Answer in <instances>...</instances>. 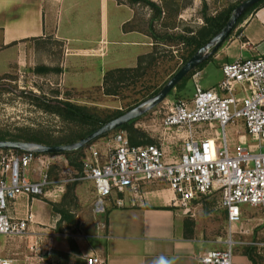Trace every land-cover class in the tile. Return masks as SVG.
<instances>
[{
  "label": "crops",
  "instance_id": "obj_1",
  "mask_svg": "<svg viewBox=\"0 0 264 264\" xmlns=\"http://www.w3.org/2000/svg\"><path fill=\"white\" fill-rule=\"evenodd\" d=\"M134 14L116 0H0V75L30 63L37 52L35 45L52 41L66 46L71 63L86 64V70L80 69L79 74L86 73L90 81L102 86L108 71L135 68L141 57L153 51L145 33L127 28ZM246 24L245 42L233 40L209 60L221 73L225 64L237 59L264 56V8ZM220 82L202 88L212 89ZM109 139L103 137L94 144L104 147ZM32 166L25 176L35 181L42 170H32ZM76 192L83 194L79 188ZM117 197L124 201V207L116 206ZM58 198L48 189L44 197H20L9 203L11 218L31 215V221L23 244L3 236L2 258L17 264H42L43 255H48L46 262L52 264H86L90 256L103 259L105 264H198L207 252L192 236L189 218L193 216L174 206V193L164 183L145 184L136 197L130 191L115 193L106 215L98 219L92 212L94 223L88 227L78 217L68 223L55 213L51 201L58 205ZM235 257L241 264H253L247 256Z\"/></svg>",
  "mask_w": 264,
  "mask_h": 264
},
{
  "label": "built area",
  "instance_id": "obj_2",
  "mask_svg": "<svg viewBox=\"0 0 264 264\" xmlns=\"http://www.w3.org/2000/svg\"><path fill=\"white\" fill-rule=\"evenodd\" d=\"M221 70L222 81L208 90L199 84L201 71L193 72L194 95L171 105L159 125L160 145L133 146L127 132H114L104 147H86L82 172L74 180L93 185L95 217L106 215L115 193L130 191L136 197L149 183L167 185L174 206L189 216L196 200L218 194L230 230L220 241L223 248L205 252L198 264H241L235 257L240 243L234 228L243 224L244 207L264 210V56L240 58ZM48 156L0 150V236H26L31 215L11 218L9 203L47 195L52 185ZM37 162L43 170L31 181L25 173ZM115 204L124 207L119 197ZM0 264L17 263L0 255ZM86 264L105 262L90 256Z\"/></svg>",
  "mask_w": 264,
  "mask_h": 264
},
{
  "label": "rangeland",
  "instance_id": "obj_3",
  "mask_svg": "<svg viewBox=\"0 0 264 264\" xmlns=\"http://www.w3.org/2000/svg\"><path fill=\"white\" fill-rule=\"evenodd\" d=\"M116 1L134 11V20L127 28L137 29L147 35L150 44L154 45L153 49H157L156 64L146 67L142 76L122 86L118 96H105L101 83L90 81L86 73L79 74L80 69L86 70V64L71 63L68 60L69 53L65 45L52 41H47L45 45H35L37 52L30 63L0 75V133H37L53 139L72 138L73 142L80 140L81 136H86L94 128L63 120L45 111L44 105L70 102L84 108L101 121L118 112H127L154 96L184 65V60L196 49L195 45L184 44V38L196 36L208 23L213 24L217 18H224L246 0H142L138 4H130L128 0ZM151 3L160 9V13L151 7ZM263 8L264 2L251 8L218 51L231 46L232 41L238 38L245 42L242 35L246 23ZM212 58L213 56L209 60ZM209 60L195 70L202 71L199 84L203 88L214 86L222 80L219 67ZM37 69L47 71L38 73ZM192 76L182 91L173 90L162 104L134 122V127L153 140V144L162 143L161 130L158 129L171 105L192 98L195 92ZM165 149L169 153L172 151L167 146ZM85 150L86 148L73 158L49 155L47 161L50 163L48 175L52 182L49 191L56 197L59 195L56 204L72 217L64 218L69 223L78 217L88 227L94 223L93 188L89 182L74 181L80 174L70 163L71 159L81 163ZM36 168L43 170L38 162L31 169ZM70 188L74 189L71 193L68 191ZM78 188L83 194H77ZM44 201L50 202L48 199ZM53 203L55 202L51 201ZM192 209L194 214L189 218L190 223H193L190 229L192 236L201 241L207 251L223 248L220 241L227 240L230 226L226 212L221 208L220 196L213 194L198 199L192 204ZM243 212V224L234 228L235 241L240 243L235 248V254L247 256L255 264H264V210L244 207ZM67 230V227L63 229ZM24 239L25 237L11 238L10 241L23 244ZM4 243L5 238L0 236V246ZM251 244L258 246H250ZM47 257L48 255H43L42 264H52L51 261L46 262Z\"/></svg>",
  "mask_w": 264,
  "mask_h": 264
},
{
  "label": "trees",
  "instance_id": "obj_4",
  "mask_svg": "<svg viewBox=\"0 0 264 264\" xmlns=\"http://www.w3.org/2000/svg\"><path fill=\"white\" fill-rule=\"evenodd\" d=\"M128 1L130 4H138L142 0H128ZM263 2L264 1H262L261 3H263ZM261 3L255 5L252 9L258 7ZM151 7L153 9H155L158 13H160V9L155 4L151 3ZM252 9H250V10H252ZM232 11H230L224 18H222V17L217 18L215 20V22L213 21L214 22L213 24L208 23V25L205 28H203L200 32H198L196 36H193L190 39H185V38L183 39V43L186 44L187 46H194V45L196 46V49L192 53H190V55L184 60V64L203 45L208 43L217 33H219L223 29V27L228 22ZM242 19H243V17L238 21L237 24H239ZM156 50L157 49L154 48L151 54L144 56V57H141L138 61L137 67H135V68L115 69V70L108 71L105 74V76L103 78V82H102L103 94L105 96H118L119 91L122 89V86H124V85L130 83L131 81L136 80L138 77L142 76V74L146 70V67H150V66L156 64V62H157ZM204 64L205 63H203L201 66H199V68H201ZM45 71H47V70L46 69H37L38 73H44ZM192 75H193V73H191L188 77H186L176 87V90L182 91L185 88L186 82L188 80H190ZM159 91H157L155 93V95ZM43 109L47 112H50L52 114L59 116L63 120L69 121L71 123H77V124L82 125V126L92 127V129L94 128L87 135H89L90 133H92L93 131H95L96 129H98L99 127L104 125L105 123H107V122L121 116L122 114H124L123 112H118L114 115H111L107 120L101 121L97 117H95L94 115H91L87 111H85L84 108L73 105L70 102H61V103H56L55 105H50V104L44 105ZM131 109H129V110H131ZM134 124H135L134 122L127 124L115 132H118V131L127 132L128 137H129V141H130L131 145H133V146H139V145H144V144H153L154 143L153 140H151L149 137H147L141 131L137 130L134 127ZM111 134H109V135H111ZM109 135H107V136H109ZM86 136H84V137L81 136L82 137L81 139L85 138ZM7 140L37 143V144H43V145H65V144L74 143L72 138L53 139L51 137H47V136H44L42 134H37V133H26V134L24 133L23 135H10L7 133H0V141H7ZM15 152L17 154L23 153V152H19V151H15ZM64 155L68 158H73V157L79 156L80 151L75 152V153H67ZM70 163H71V165H73L76 168V170L79 172V174H81L82 162L77 163L74 159H71ZM73 190H74L73 188H70L68 191L71 193V192H73ZM52 206H53L55 213L61 214L62 218H64V217L72 218L69 215V213H65L64 209H62L60 205H53L52 204ZM186 225L188 226V223H186ZM189 225L192 226L193 223H189ZM252 263L255 264L253 261H252Z\"/></svg>",
  "mask_w": 264,
  "mask_h": 264
},
{
  "label": "water",
  "instance_id": "obj_5",
  "mask_svg": "<svg viewBox=\"0 0 264 264\" xmlns=\"http://www.w3.org/2000/svg\"><path fill=\"white\" fill-rule=\"evenodd\" d=\"M264 0H246L233 9L230 18L223 29L217 33L208 43L203 45L163 86L154 96L141 102L121 116L105 123L85 138L65 145H43L21 141H0V150H12L24 153H35L38 155H64L75 153L85 149L95 141L117 131L121 127L136 122L160 104H162L170 93L192 72L204 62L208 61L220 49L235 29L238 21L255 5Z\"/></svg>",
  "mask_w": 264,
  "mask_h": 264
}]
</instances>
